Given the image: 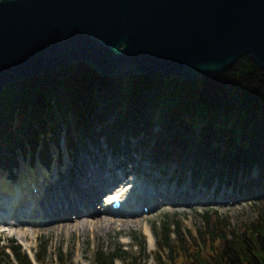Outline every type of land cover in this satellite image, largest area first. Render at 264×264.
<instances>
[{"label": "trees", "instance_id": "1", "mask_svg": "<svg viewBox=\"0 0 264 264\" xmlns=\"http://www.w3.org/2000/svg\"><path fill=\"white\" fill-rule=\"evenodd\" d=\"M65 133L75 159L79 151L103 150V143L124 158L137 145L161 175L178 172L180 182L189 178L196 185L236 181L247 191L264 193V72L249 56L224 73L193 83L163 74L108 79L76 64L5 89L0 97V169L10 179H15L19 157L29 153L33 161L40 154L48 167L51 144L59 145ZM203 219L202 235L192 242L180 228L165 227L154 263L264 264L263 209L242 231L216 211H207ZM142 245L138 257H130L126 246L109 255L98 250L92 264H147L145 241ZM12 248L18 264H33L20 246ZM0 254L12 263L10 255ZM35 257L44 263L45 245ZM67 260L63 253L57 256L58 264Z\"/></svg>", "mask_w": 264, "mask_h": 264}, {"label": "water", "instance_id": "2", "mask_svg": "<svg viewBox=\"0 0 264 264\" xmlns=\"http://www.w3.org/2000/svg\"><path fill=\"white\" fill-rule=\"evenodd\" d=\"M244 56L264 72V0H0V97L76 64L193 83Z\"/></svg>", "mask_w": 264, "mask_h": 264}, {"label": "rangeland", "instance_id": "3", "mask_svg": "<svg viewBox=\"0 0 264 264\" xmlns=\"http://www.w3.org/2000/svg\"><path fill=\"white\" fill-rule=\"evenodd\" d=\"M56 146L57 147L53 144L51 145L53 161L49 169L54 166L53 164H57V151L61 156V165H58L57 169L63 167L64 160L70 162L69 172L73 176L77 174L78 170L84 168L83 166H79V162L81 164L82 159H85L87 162L93 160V166L105 169L103 171L104 174L120 177L119 181L113 185L107 193L120 190L122 184H126L130 180L137 178L143 183L146 191L150 193L165 186L167 187L166 189L171 190L178 184L179 188L174 189L175 194L186 196L187 193H192V196L196 198L195 202H193L194 204H188L181 201L183 199L182 197H173L170 198L173 200H168L169 203L163 201L158 208L153 206L151 209L149 208L150 211L148 212L142 213L140 211L132 217L114 216L113 218L112 216H107L102 213L103 205L98 201L94 206L96 212L99 213L100 216L116 220L114 229L108 233L102 234L97 232V230H91L80 236L79 233L74 230L70 232H66V230L62 232H56L55 230L49 232L44 229L34 235L32 230H37V224L33 219L29 218V221L21 226L28 232V237L25 240L23 239V241L21 239V229L10 224L16 221L13 217L9 216V208L3 205L7 195L5 192H3V194L1 191L5 188H12L13 190L19 187V183L22 179L21 174L24 168H28V164L31 163L28 161V158L25 162L21 161L20 167L15 171V182L10 181L6 173L0 172V253L1 250H3L6 254H10V261L11 259L13 260L11 261L12 263L4 262L3 256L0 254V264H17L13 253L11 254L12 246H20L21 253L27 254L34 261V264H41L35 262V256L40 254L44 245L46 246L47 257L42 264H58L57 256L59 253L65 254V258L68 259V264H92L98 250L109 255L121 246L127 247L130 257H138L143 247V241H145L146 254L149 258L147 264H155L152 260V255L156 251L157 242L165 227L169 226L171 230L180 228V231L192 242V237L202 235L201 231L204 227L203 217L207 211H216L220 218L227 220L233 227L242 231L243 224L255 220L261 209L264 210V193L261 189H257V191H247L240 182L234 181L231 182L230 185L226 180L221 183L217 180H212L210 184L203 185L193 184L189 178L180 182L179 177L182 175L181 173L171 171L170 175H161L157 168H153L149 159H147L148 156H146L145 153L148 152L143 150L140 151V147L137 145H133L132 152L124 158L120 156L115 157L107 144L103 143L101 147L103 150H93V148H89L92 150V153H82V151H80V155L76 159H73L70 154L72 150L69 149L65 139ZM37 166L38 164L32 168ZM188 176H190V173H188ZM252 176H256V171L253 172ZM3 179H8L9 183L7 180L4 182H7L6 184L9 186H3ZM28 179L32 181V178ZM242 180L244 181V179ZM184 190H187V192L183 193ZM139 191V188H133L131 191L123 192V197L127 200H131L132 196H137ZM31 192L33 193L32 190ZM226 192L232 193V201L222 202ZM149 196H151V194H148V197ZM148 197L146 199H148ZM9 198H11L10 195L7 202H9ZM28 201H30V199H28ZM25 206L24 210H29V204V207L27 205ZM145 208L147 207H144V209ZM213 218H215V215H213ZM127 220H139L140 224H134L131 226L130 230H127L126 226H123L122 223V221ZM146 228L151 231V236L147 233ZM176 239V234L173 233L172 240L174 243Z\"/></svg>", "mask_w": 264, "mask_h": 264}, {"label": "bare ground", "instance_id": "4", "mask_svg": "<svg viewBox=\"0 0 264 264\" xmlns=\"http://www.w3.org/2000/svg\"><path fill=\"white\" fill-rule=\"evenodd\" d=\"M53 165L48 170L40 164L32 169L25 167L21 174L22 179L19 187L13 190L12 188H5L1 191L7 195L3 205L9 208V216L13 217L16 221L10 224L21 229L22 240L28 237V232L21 226L28 222L29 218L33 219L37 224V230H32L34 235L44 229L49 232L53 230L56 232L65 230L66 232H70L74 230L80 236L91 230H97L99 233L106 234L114 229L116 220L100 216L94 208L95 203L101 202L103 196H111L109 201L104 202L102 213L114 218V216L119 215H115L112 212V196L131 191L133 188H139L140 191L137 196L133 195L131 200L124 198V207L121 211L122 217H132L140 211L145 213L144 207L151 209L155 206L158 208L161 202L169 203L170 200H173L170 198L173 197H182L181 201L188 204H194L193 202L196 199L192 196V193H187L186 196L175 194L174 189L179 188L178 184L171 190L166 189L167 187L165 186L150 193L146 191L143 183L137 178L130 180L126 184H122L120 190L114 191L113 189L114 192L107 193L119 181L120 177L104 174L103 171L105 169L93 166V160L87 162L85 159H82L81 164L79 162V166H83L84 168L78 170L74 176L69 172L70 162L64 160V165L61 169H57L59 159H57V164ZM28 178H32V181ZM5 180L9 183L8 179H3V186H9L6 184L7 182H4ZM32 184L36 189V192L33 193L31 192ZM184 192L186 193L187 190H184ZM148 194H151V196L148 197ZM9 195L11 198L7 202ZM147 197L148 199H146ZM232 200V193L226 192L222 202H230ZM25 205L29 207V210H26L27 212L24 210ZM122 223L123 226H126L127 230H130L132 225L140 224V221L127 220L122 221ZM146 231L151 236V231L148 228H146Z\"/></svg>", "mask_w": 264, "mask_h": 264}]
</instances>
